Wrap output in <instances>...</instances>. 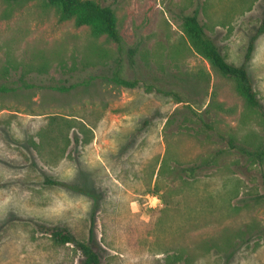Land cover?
Wrapping results in <instances>:
<instances>
[{
	"label": "rangeland",
	"instance_id": "1",
	"mask_svg": "<svg viewBox=\"0 0 264 264\" xmlns=\"http://www.w3.org/2000/svg\"><path fill=\"white\" fill-rule=\"evenodd\" d=\"M94 1L113 9L126 48H137L134 68L123 54L122 76L153 91L104 78L53 89L108 75L112 60L82 70L80 59L93 43L116 58V45L74 19L59 22L40 0H0V87L9 89L0 93V264H78L79 252L36 225L86 239L95 203L102 264H264V35L246 64L256 110L194 52L181 22L197 12L226 60L241 65L264 0ZM53 116L85 126L88 143L75 126L69 136L80 142L43 166L28 137ZM215 152L195 177L181 172ZM32 158L84 192L41 186V172L26 169ZM163 158L179 177L159 173Z\"/></svg>",
	"mask_w": 264,
	"mask_h": 264
},
{
	"label": "trees",
	"instance_id": "2",
	"mask_svg": "<svg viewBox=\"0 0 264 264\" xmlns=\"http://www.w3.org/2000/svg\"><path fill=\"white\" fill-rule=\"evenodd\" d=\"M9 2H19L22 0H7ZM47 7L54 10L55 16L59 22L69 21L74 19L76 25L86 26L90 29V35L94 40H97L101 36H105L106 39L114 43L117 47L116 58H111L108 51L102 49L95 43L88 46V53L84 54L81 60V69L85 70L90 67H104L112 60L114 67L108 75H102V77H91L89 80L82 81L77 84H73L70 87H54L53 89L59 91H67L75 86L87 85L95 78H104L113 84L122 87L127 90L145 89L148 92L153 91L154 87L144 85V81L141 79L128 80L122 76V65L124 63L123 54L125 53L127 64L134 68V57L137 53V48H126V44L120 36L119 29L116 23V17L113 9L109 6H102L100 3L94 0H40ZM182 30L188 40L191 48L200 57L208 61L211 66L216 69L221 75L232 78L236 84L238 91L242 95L246 105L251 109L260 110L261 104L257 93L253 87L250 79L246 64L250 61L256 41L264 35V18L261 20L260 25L249 40L245 55L244 63L241 65H234L229 63L224 55L220 52L215 42L206 34L204 26L199 20L198 13L194 12L191 15H184L181 18ZM46 63H43L39 72H43L46 69ZM73 70L75 64H73ZM9 89L0 87V93H6ZM158 93L173 96L171 92H163L156 90ZM177 99V103H179ZM74 119H64L57 116L48 117L45 123L36 129L34 134L29 135L28 144L35 152L38 160H41L43 166H51L57 160L63 158L65 150L77 145L81 139H78L77 135L69 136L70 131L77 126L79 132L83 134L82 144L88 143L85 126L73 121ZM220 152H215L210 155L200 165H193L181 170L182 173H187L188 176L195 177L196 174L202 170L204 165L216 164L219 159ZM260 156L263 155L261 152ZM258 155V156H259ZM65 158H69L68 155ZM64 159V158H63ZM27 170L35 173L40 171V185L49 188H66L68 190H76L78 192H84L74 185H67L54 177L47 176L42 173V169L38 163L30 161V164L26 167ZM170 170L171 175L179 177L180 173L177 167L171 169L168 168V161L163 158L159 167V173L167 172ZM97 203L94 204V208L90 216V225L87 231L86 239L79 238L75 232L68 227L63 226H47L43 224L36 225L37 231L47 236L54 243L58 245H71L80 254V261L78 264H102L100 256L93 246L94 242V224L96 214Z\"/></svg>",
	"mask_w": 264,
	"mask_h": 264
}]
</instances>
